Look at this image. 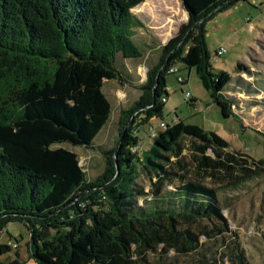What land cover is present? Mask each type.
Returning a JSON list of instances; mask_svg holds the SVG:
<instances>
[{
    "label": "trees",
    "instance_id": "1",
    "mask_svg": "<svg viewBox=\"0 0 264 264\" xmlns=\"http://www.w3.org/2000/svg\"><path fill=\"white\" fill-rule=\"evenodd\" d=\"M145 1L0 0V239L9 224H22L36 264H166L171 251L187 256L205 248L202 238L223 242L246 264L239 241H226L232 230L218 191L188 180L185 140L198 173L210 177L223 170L230 176L233 163L253 159L230 153L216 132L184 120L152 138L142 157L135 151L137 133L163 116L167 77H181L184 86V69L195 70L224 118H239L230 93L242 89L228 73L214 72L205 28L243 0H180L188 20L148 69L141 97L120 113L115 146H99L105 169L94 181L77 153L57 147L91 149L107 126L114 107L104 88L131 84L124 62L141 57L134 40L146 28L131 11L141 12ZM173 67L177 72L168 73ZM244 69L238 65V73ZM13 249L0 242V264Z\"/></svg>",
    "mask_w": 264,
    "mask_h": 264
},
{
    "label": "rangeland",
    "instance_id": "2",
    "mask_svg": "<svg viewBox=\"0 0 264 264\" xmlns=\"http://www.w3.org/2000/svg\"><path fill=\"white\" fill-rule=\"evenodd\" d=\"M145 2L139 6L145 7ZM149 3L154 13L152 18L142 12L131 11L133 15L143 19L148 28L161 26L162 29L159 28L162 33L168 31L166 24L169 20L174 24L175 30L187 22L180 0H150ZM205 29L206 46L211 55L214 72L228 73L232 76L234 88L237 86L242 89L240 92L230 93L235 102L233 112L239 118H224L213 103L210 93L203 88L195 70L189 73V69H184L179 73L187 81L184 86L178 82L176 75L167 77L168 99L164 113L161 119L156 118L153 123L157 126L164 122L168 126L184 120L187 124L201 126L203 130L216 132L225 139L229 143L230 153H244L264 165V92L261 90L264 85V0H243L215 14L207 21ZM220 48L226 50L224 56L214 58L215 52ZM239 64L246 65L248 71L244 69L238 73ZM254 89L259 91L253 93ZM105 92L110 98L112 90L109 86ZM187 95L192 97L193 103L188 104ZM147 127L137 133L142 140L136 148L139 157L153 146L154 139L147 136ZM110 131L108 136L99 134L91 149L75 147L69 143L57 147L77 153L87 179L94 181L105 169V160L97 146L98 142L104 144V147L109 143L108 148H111L118 139V127L115 138L114 129ZM185 142L186 161L190 163L188 180H200L202 184L216 189L219 193L220 204L232 230L226 241H231L232 238L239 241L246 253V264H264V171L259 172L254 161L246 159L245 165L232 164L233 172L230 176L223 174L225 170L218 173L217 178L200 174L196 164L192 162V142L187 139ZM208 154L213 156L211 151ZM242 166L253 170L254 174L245 175ZM141 183L145 191L149 192V183L142 179ZM168 189L174 190V187L169 186ZM139 202L143 203L142 200ZM29 239L30 235L22 224H9L0 242L10 243L14 249L11 254L2 258L3 263L36 264L29 256ZM202 243L205 248L192 255L183 256L171 251L166 264H239L234 255L230 254V248H227L229 251L224 248L223 242L202 238Z\"/></svg>",
    "mask_w": 264,
    "mask_h": 264
},
{
    "label": "crops",
    "instance_id": "3",
    "mask_svg": "<svg viewBox=\"0 0 264 264\" xmlns=\"http://www.w3.org/2000/svg\"><path fill=\"white\" fill-rule=\"evenodd\" d=\"M146 1L150 2V0H146ZM142 6L144 7V5ZM152 10L153 9L152 8L150 9V6H145L141 12L147 15V17L152 18V16H154ZM186 17L188 20L187 14ZM139 19L146 25V22L143 19L141 18ZM169 21L166 24V26L169 27L168 31L165 30V32L162 33L160 31L162 29L161 26L149 27L150 28L149 29L148 26L146 25L147 28L139 29L136 31V37L134 41H136L137 45L141 48L142 55L139 59L126 60L124 62V66H125L124 72L131 80V84L120 86L116 82H110L105 85L104 92L107 86H109L112 90V94L110 98L107 95V93L106 92L105 93L108 96L107 98L111 101L114 107V111L112 112L111 119L108 122L107 126L103 128V130L101 131L102 133L101 132L99 133L100 135L104 134V136L105 135L108 136L111 133L110 130L114 129L113 132L115 138V133L117 132L120 113L123 110H127L131 108L135 104V102H137L138 99L141 97L142 91L140 90V86L146 83L148 69H150L151 67L157 64L159 55H161V48L168 41H170V39L178 31L177 29L175 30L174 24L172 25V23H170ZM108 144L109 143H107V146L104 147L103 146L104 144H100V142H98L97 146L106 149L108 148ZM114 146H112L111 148H113Z\"/></svg>",
    "mask_w": 264,
    "mask_h": 264
},
{
    "label": "built area",
    "instance_id": "4",
    "mask_svg": "<svg viewBox=\"0 0 264 264\" xmlns=\"http://www.w3.org/2000/svg\"><path fill=\"white\" fill-rule=\"evenodd\" d=\"M226 50L224 48H220L219 50H217L215 52V57H217V59H219L220 57H223L224 54H225ZM178 69L176 68H171V70L168 71V73H176ZM178 81L179 82H182L183 79L180 77L178 78ZM187 99L189 100L190 99V95H187ZM165 101V100H164ZM167 128V125L164 123V122H161L159 125H154V123L150 124V126L147 127V133H148V136L150 138H155L157 136H159V132H162L164 131L165 129ZM136 151V149H135Z\"/></svg>",
    "mask_w": 264,
    "mask_h": 264
},
{
    "label": "water",
    "instance_id": "5",
    "mask_svg": "<svg viewBox=\"0 0 264 264\" xmlns=\"http://www.w3.org/2000/svg\"><path fill=\"white\" fill-rule=\"evenodd\" d=\"M185 11V10H184ZM186 12V11H185ZM188 12H186V14H187ZM187 16H188V14H187ZM133 122V121H132ZM132 122H131V124H132ZM131 125H129V127H130ZM119 170H120V168H119V166L117 165V176L119 175Z\"/></svg>",
    "mask_w": 264,
    "mask_h": 264
}]
</instances>
